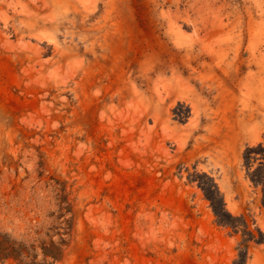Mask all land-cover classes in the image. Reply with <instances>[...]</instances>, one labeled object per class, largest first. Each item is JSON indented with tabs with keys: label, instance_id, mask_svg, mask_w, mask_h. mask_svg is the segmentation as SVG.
Segmentation results:
<instances>
[{
	"label": "rangeland",
	"instance_id": "rangeland-1",
	"mask_svg": "<svg viewBox=\"0 0 264 264\" xmlns=\"http://www.w3.org/2000/svg\"><path fill=\"white\" fill-rule=\"evenodd\" d=\"M0 235L264 264V0H0Z\"/></svg>",
	"mask_w": 264,
	"mask_h": 264
},
{
	"label": "trees",
	"instance_id": "trees-1",
	"mask_svg": "<svg viewBox=\"0 0 264 264\" xmlns=\"http://www.w3.org/2000/svg\"><path fill=\"white\" fill-rule=\"evenodd\" d=\"M215 214L220 218V213L216 209L213 199L209 198ZM221 219V218H220ZM221 222L225 223L224 219H221ZM226 224V223H225ZM19 252L14 245L7 237L0 235V260H6L8 257L13 256L15 259H18ZM60 253L59 248L51 241L48 246H45L42 249V254L44 257H50L52 260H57L58 254ZM20 263V262H19Z\"/></svg>",
	"mask_w": 264,
	"mask_h": 264
}]
</instances>
